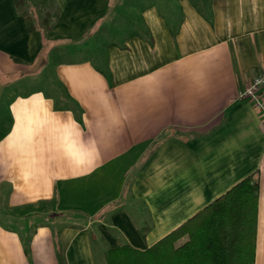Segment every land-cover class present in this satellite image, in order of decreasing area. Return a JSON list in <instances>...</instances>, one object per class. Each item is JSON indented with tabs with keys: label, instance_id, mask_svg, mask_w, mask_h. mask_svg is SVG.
<instances>
[{
	"label": "crops",
	"instance_id": "crops-1",
	"mask_svg": "<svg viewBox=\"0 0 264 264\" xmlns=\"http://www.w3.org/2000/svg\"><path fill=\"white\" fill-rule=\"evenodd\" d=\"M14 1L0 0V264L146 250L251 174L264 264V127L238 96L264 66V0H48L45 36Z\"/></svg>",
	"mask_w": 264,
	"mask_h": 264
},
{
	"label": "trees",
	"instance_id": "trees-1",
	"mask_svg": "<svg viewBox=\"0 0 264 264\" xmlns=\"http://www.w3.org/2000/svg\"><path fill=\"white\" fill-rule=\"evenodd\" d=\"M14 3L20 8L23 1ZM58 15V8L46 10L36 26L26 12L27 29L39 27L45 36ZM258 191L251 174L146 250L108 249L105 264H254Z\"/></svg>",
	"mask_w": 264,
	"mask_h": 264
},
{
	"label": "built area",
	"instance_id": "built-area-1",
	"mask_svg": "<svg viewBox=\"0 0 264 264\" xmlns=\"http://www.w3.org/2000/svg\"><path fill=\"white\" fill-rule=\"evenodd\" d=\"M238 96L251 103L264 127V66L239 90Z\"/></svg>",
	"mask_w": 264,
	"mask_h": 264
},
{
	"label": "rangeland",
	"instance_id": "rangeland-1",
	"mask_svg": "<svg viewBox=\"0 0 264 264\" xmlns=\"http://www.w3.org/2000/svg\"><path fill=\"white\" fill-rule=\"evenodd\" d=\"M23 3L21 8H23L30 17H32V22L40 25L41 18L44 11L50 6V1L48 0H22ZM115 13V11H113Z\"/></svg>",
	"mask_w": 264,
	"mask_h": 264
}]
</instances>
